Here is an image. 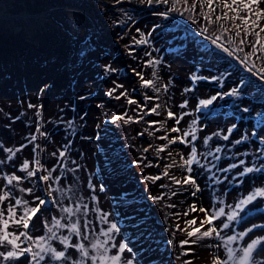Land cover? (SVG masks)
Here are the masks:
<instances>
[{
  "label": "rangeland",
  "instance_id": "374dc122",
  "mask_svg": "<svg viewBox=\"0 0 264 264\" xmlns=\"http://www.w3.org/2000/svg\"><path fill=\"white\" fill-rule=\"evenodd\" d=\"M168 7L169 5L163 4L137 7L135 17L126 24H121L119 27L107 25L104 28L99 27L87 13L77 10V27L73 26L71 31L75 32V39L79 40V43L74 47L82 46L80 42L89 39L92 48L84 53L80 64L76 66H66L64 57L60 53L49 59L48 56L52 51L47 48L45 42H39L35 46L28 45L21 53V62L12 63L11 55L3 50L5 43H2L0 47V189L10 191L12 197L10 201L0 205V209L9 203H14L15 199L28 200L29 205H32L34 196L47 194L49 184L54 191L48 199L56 201L46 205L42 215L38 214V217L33 218L28 230L31 236L47 237L50 234L44 224L45 222L50 224L53 216L59 218L63 215L60 206L82 203L89 207L87 219L91 222L90 227L94 229V232L90 233L89 241L105 239L100 234V230H106L109 225L103 223L100 217L108 213V221L117 223L120 229L115 234L114 242L123 241L127 244L130 251H126L124 259L131 258L134 264H154L156 260L162 263V258L157 257L158 249L150 247L149 242L145 241V233L149 231L152 234L150 236L156 238V245L165 252L163 256L170 260L162 264H185L186 261H190L191 264H211L212 256H225L223 241L215 237L198 241L194 245L181 246V240L189 239L187 231L192 227L184 222L196 218L199 225V221L204 217V213L198 211L189 212L188 216H184L183 213L192 204L197 208L203 206L212 211L223 207L227 213L230 210L227 205L234 207L255 188H264V180L257 174H246L239 178L237 173L242 171L241 166L235 169L229 168L230 164L239 165V160H243L241 157L243 147L234 143L241 133V122L236 123L237 128L229 134V140L225 141L223 135L228 134L227 129L232 122L227 117H212L211 105L202 111L195 109L200 99L211 98L217 93V89L225 92L230 82L234 85L238 71L235 66L247 69L240 61L245 54L251 52L250 42L255 38H249V42L242 47L239 38H233L230 31L221 29L218 24L202 22L197 16L187 13L180 15V11L184 8L182 3H178V11L169 13L168 17L158 15ZM261 7L264 8V4ZM240 14L245 15L243 12ZM0 15L6 16L4 13ZM193 19L196 23L192 22ZM261 24L263 25L264 21ZM88 26L91 27V32ZM205 27L209 31L204 35L210 36L209 40H205L200 34V30ZM137 29L145 34L149 42L144 49H136V60L128 61V58H121L115 51L118 43L125 41L133 31L137 33ZM149 33L151 35H148ZM137 35L140 37V33ZM217 36L225 47L230 49L242 47L243 51L237 50L233 56H228L211 44V38ZM230 38L233 40L232 44L227 43ZM65 45L63 43L60 47ZM39 47L46 49L40 50ZM31 55L37 61L27 63L26 58ZM258 56L264 57V53L257 52L247 61L249 67L255 64L253 72L264 68V59H258ZM149 60L160 61L155 66V70L159 77L156 87H160L161 91L153 94V96L159 95V100L144 99L145 95L151 94L141 88V80L133 72V69L142 71L144 78L149 79L147 76L150 74L152 76L153 72L152 66H145ZM105 64H110L116 71L105 76L102 68ZM193 74L197 77L214 76L218 80L198 79L193 83L190 79ZM113 81L123 85V88L117 89L114 95L126 90L127 98L137 101L143 112L137 104L129 105L125 97L116 100L108 96L110 100H105L107 91L114 87ZM44 82H48L51 87L40 93L39 88ZM163 85L168 86L167 91L163 90ZM133 88H137L138 92H133ZM186 88L192 91L185 92ZM80 96L86 98L81 100ZM185 99L188 100V106L180 109L179 104ZM218 100L224 99L218 98L215 101ZM29 103L43 106L39 117L36 115L37 108H29ZM156 103L162 105L158 109L160 114L144 115V112ZM164 105H167V110L177 114L189 113L179 125H175L183 130H190L191 121H197L195 125L197 140L187 147L179 143L169 145L164 152L157 153L156 148L167 143V140H160L157 137L164 136L175 124L174 120L166 119L167 110ZM239 105L250 109L254 107L252 101L244 97L238 102L237 106ZM107 109L112 110V119L114 114L118 116L125 112L134 120L138 119V113L143 115V119L138 123L130 122L127 125L122 120L112 123L109 117H105V114L111 113V111L105 113ZM38 120L40 130L46 132L47 137L40 136L36 132ZM150 121H166V124L164 127L157 124L150 128ZM111 125L117 127L115 143L118 158L103 148L105 146V142L103 143L105 139L101 138V134H104L103 128L106 129ZM156 128H160V131H156ZM149 132L152 135H149ZM216 132L220 135H213ZM33 134L37 136V140L30 143ZM167 134L169 138L178 135L171 132ZM209 136L212 139L206 145L204 138ZM186 140L190 141L191 136ZM69 141L71 146L66 150V156L61 161L59 150H64L63 145ZM21 145L24 147L8 160L7 157L11 153L5 152L4 149L10 148L15 151ZM35 145H39L43 151L34 152ZM192 147L197 149L199 161L191 166L201 188L196 196L191 195L193 190L191 186H178L170 179L171 176L182 179L188 174L185 169L179 167L183 163L180 157L183 155L186 158ZM144 149L148 151L145 152ZM53 153H56V156H53ZM35 159H39L44 168H54L53 176H59L60 180L45 183L38 181L35 176L27 178L26 172L19 171L24 160L29 161L30 169L35 168ZM138 160H142L139 165L135 163ZM173 160L176 162L175 166L167 169L169 176H164L165 166L172 164ZM245 162L247 163V160ZM12 174L20 175L25 179L19 184L14 182L12 186H8L4 177ZM39 175H47V172L41 170L37 173V176ZM157 175L161 176L158 181L145 179L146 176ZM89 180L95 186L94 192L88 188ZM101 186L103 192L99 190ZM20 188H32L33 192L31 194L21 192ZM177 191L180 193L173 196L172 192ZM92 195L97 197V201L91 199ZM154 196L163 198L154 202L152 199ZM177 196L181 199L175 202ZM220 200L224 203H219ZM169 204L175 207H168ZM17 211L22 213L23 208L18 207ZM176 213L181 215L177 216ZM240 214L242 217L240 221L232 222L230 229L221 230L224 239L230 235H238L253 223L264 224V197H257L244 206V211ZM77 218L82 225L85 217L82 213L72 217L74 220ZM66 222L62 220V223ZM221 222H227L226 215L214 221L213 226H218ZM177 224L185 231L177 230ZM8 231L18 233L23 231V228L10 224ZM54 231H57V235L68 234L66 230L54 229ZM260 236H264V229L257 228L244 239L238 237L230 246L239 253V250L251 239ZM21 241H23L21 247L36 243L35 240L27 241L24 237H21ZM89 241H84L85 245H88ZM48 243L62 250L57 240ZM211 245L219 247H210ZM189 249L191 251H188ZM6 250H10V246L0 247V251ZM69 253L78 256L71 249ZM114 253L115 249H112L110 254ZM254 258L260 264H264V253H257ZM5 264H28V259L21 257L18 262L9 261Z\"/></svg>",
  "mask_w": 264,
  "mask_h": 264
},
{
  "label": "snow or ice",
  "instance_id": "6c2138e0",
  "mask_svg": "<svg viewBox=\"0 0 264 264\" xmlns=\"http://www.w3.org/2000/svg\"><path fill=\"white\" fill-rule=\"evenodd\" d=\"M122 0H116V3H121ZM142 3H146L147 5H169L166 11L158 13V15L163 17H168L169 13H174L178 11L177 4L183 3L184 8L183 11H180V15L184 14H191L193 11L196 10L198 4L201 9L205 7V5L208 8V12L200 11L197 13L198 16H202L205 21H207L209 24L213 23H219L221 25V28L225 31H232L235 30V37H241V34L243 33V37L239 40L240 45H244L248 41L249 34H252L255 37V40L250 42L251 44V52L245 54L243 60L240 62L244 64L245 68L249 72L252 73L254 76H259L261 80H264V68H261L258 70V72H253L252 69L255 68V64L253 63L250 67L247 64V61L252 55H255L257 52L264 53V37L261 36V33H264V27H260V23L264 21V8H260L259 5L264 4V0H192V3L189 5L188 0H141ZM214 4H219L223 9L226 11L223 12L222 15H216L215 19L213 20L211 17V13L215 11L213 8ZM243 12L245 15H241L240 13ZM229 13H232L231 16H229ZM224 20H230L232 22V28L226 29L223 25ZM239 20L240 23L237 24L235 21ZM193 23H196V20L193 19ZM258 29V30H257ZM139 32L140 30L137 29ZM208 28H202L200 30V34L204 37L205 40H209L210 36L204 35V33L208 32ZM148 35H151L149 33ZM149 41L144 33H140V38L137 39L133 37L132 43L134 45H144L147 44ZM228 44H232L233 40L230 38L227 40ZM211 44L215 46L216 49H219L220 51L226 53L228 56H233L234 52L239 50L243 51V48L239 49H230L229 47H225L224 43L220 41V37L217 36L215 38H211ZM128 48V54L130 56H133L135 52V48L130 44L126 45ZM148 55V53H146ZM133 58H135L133 56ZM258 59H264V57H257ZM160 63L159 60H149L146 62L145 66H152L153 72L152 77L153 79H145L143 76L142 71H136L133 69V72L135 75H137L141 80V87L145 89L151 88L155 93H160L161 88L156 87V81L159 79L158 74L155 70V66ZM98 67H101L98 65ZM104 75L107 76L113 72L116 71V69L112 68L110 64H105L102 66ZM190 79L193 83H195L198 79H208L211 81H217V77H197L195 74L190 76ZM170 83V81H169ZM244 81H240V85H243ZM114 87L110 88L106 95L114 98L116 100L121 99V97L127 98L128 94L127 91H122L118 95H114L117 92V89L123 88L122 84L117 83L116 81H113ZM240 85L232 87L227 92H221L218 91L215 95H213L209 99H200L197 105L196 111H202L204 109H208L210 105L213 104L215 100L218 98H223L225 96L227 97H240L242 95L243 89L240 87ZM51 85L48 82H44L43 86L39 88V92L43 93L47 89H49ZM167 85H163V90L167 91ZM185 92H190L192 89L186 88L184 90ZM86 96H80L79 99L83 100ZM145 100H159V95L156 96H148L145 95ZM127 103L129 105L131 104H137V107L140 108L141 112H143V108L138 104L137 101L127 98ZM188 106V100L185 99L182 103L179 104L180 109H185ZM29 108L36 107L37 117L40 116V109L43 107L42 105L35 106L29 103ZM100 107V105H98ZM162 105L159 103H156L151 108L148 109L147 112H144V115H150V114H156L159 115L158 109L161 108ZM164 107L167 110V105H164ZM240 111L244 113L251 112V109L248 107H241L239 109ZM189 113L182 112L180 114L175 113L172 110H167V120H174L175 124L170 129L167 130V132L171 133H178V135L169 138L168 134L164 136L157 137V139L160 140H167V143L163 146L157 147L156 152L161 153L164 152L169 145H173L176 143L185 145L187 147L191 142L197 140V136L195 135L197 129L195 127L197 121L192 120L191 124L189 125L190 130H183L175 125H179L182 121V119L187 116ZM258 116H264V114L257 113ZM143 119V115H139L138 113V119H135L132 116L127 115V112L122 113L118 116H114L112 119V122H115L116 120H122L124 124H128L130 122L138 123L139 120ZM159 124L160 127H164L166 124V121H150L149 127H154L155 125ZM69 126H71V121H69ZM237 128V125L233 123L228 129L227 133L223 135V140L227 141L229 140V134H232L235 129ZM156 131H160V128H156ZM36 132L39 133L40 136L47 137L46 132H42L40 130L39 126V120L37 121V128ZM182 133V134H180ZM142 135V133H141ZM149 135H152L151 132H149ZM213 135L218 136L220 135L219 132L213 133ZM191 136V140H186L187 137ZM212 137H205L204 138V144H208L209 140H211ZM247 139V136H241L240 139H237L234 141L235 144H240L243 142V140ZM37 140V136L35 134L31 135L30 143ZM71 146V141L63 145L64 150H59V159L62 161L63 158L66 156V150H68ZM24 145H21L20 148L13 149L5 148L4 151L7 153H11L7 157L8 160H11L13 156L16 155L17 152H19ZM37 150L43 151L42 148H40L39 145H35L33 148V151L36 152ZM145 152L148 151V149H144ZM219 151V149H217ZM259 151V149H258ZM179 154V153H178ZM82 155V153H81ZM171 155V153H169ZM53 156H56V153H53ZM181 160L183 161L182 164L179 165L180 168H183L188 173L187 175H184L182 179H178L175 176H171L170 179L173 181L175 185L178 186H184L188 185L192 187L191 195L196 196L198 192L201 191L200 186L198 185L195 175L193 172V168L191 167L193 163H199L197 158V149L195 147H192L190 150V153L185 158L183 155H181ZM75 163V161H73ZM136 164H141L142 160H138L135 162ZM175 160H173L172 164L165 166V171L163 173L164 176H169V173L167 169L175 166ZM245 162L243 160L239 161V165L236 163L230 164V169H235L238 166H243ZM35 168L30 169V164L28 160H24L22 163L19 171L26 172L27 178L36 177L38 181H42L45 183H48L49 181H52L53 183L60 180L59 176L54 177L53 172L55 169H47L44 168V165L40 163L39 159H35ZM63 167V164H62ZM45 171L47 172V175H39L37 176V173L39 171ZM228 170V169H225ZM75 171V169H73ZM254 171L260 172L264 171V165L261 167H244L243 171L238 172L237 175L244 176L248 173H252ZM4 179L7 182L8 186H12L15 182L16 184L21 183L25 177H22L20 175L12 174V175H6ZM146 180L155 182L161 179V176H146ZM163 187V185H161ZM88 188L91 189L93 192L95 191V186L91 183L89 180L88 182ZM101 192L104 191L103 187L101 186L99 189ZM21 192H26L28 194H31L33 192L32 188H20ZM54 189L52 188L51 184H49L48 192L46 195H36L33 197V203L32 205H29L28 200H22V199H15L14 203L7 204L3 209H0V247H7L10 246V250L6 251H0V264H5V262L9 261H16L18 262L21 257H24L28 259V264H134L133 259L128 258L124 259V254L126 251H130L127 244L123 241L119 243H115V234L120 231L117 223L109 222L107 217L108 213H104L103 216L100 217V220L103 223H107L109 226L108 228L101 229L100 234L105 237L104 240L96 239L94 242L89 241V236L91 232H94V229L90 227L91 222L87 219V214L89 211V207L87 204L78 203L74 206H60V211L63 214L61 217L57 218L55 216L52 217L50 224L48 222H45L44 227L46 228L47 232L50 234L47 237L40 236V237H33L29 234V228L33 221L34 217H38L39 215H42L43 211L45 210V206L49 203H56L55 200L50 201L48 197L52 195V192ZM62 191V190H61ZM172 195H176L175 192H172ZM12 197V193L10 191H5L3 189H0V205L4 204L5 201H10ZM257 197H264V188H255L254 191L250 192L246 197L243 199H240L238 203L235 204L233 207L232 205H227V207L230 209L227 213H225V209L223 207H218L215 211H212L211 209H206L205 207L201 206L197 208L195 204H192L189 206V209L183 213L184 216H188L189 212H200L204 213V217L199 221V225H197L196 218H191L186 220L184 223L188 226H192L191 230L187 231V237L189 239H184L180 241L181 246L187 245V244H196L198 241L204 240L206 238H217L221 239L223 241V247L226 249L225 256L221 257L219 255H214L211 258V264H260L259 261H257L254 256L257 253H264V236L256 237L250 240L246 244L245 247L241 248L239 250V253L236 249L232 248L230 245L233 241L239 239H244L245 236L252 233L255 229L261 228L264 229V224H251L250 227H247L244 231H241L238 233V235H230L226 239H224L221 235L222 229H230L232 222H237L242 219L241 212L244 211V206L248 205L250 202L256 200ZM162 196H154L152 197L154 202H158L162 199ZM91 199L93 201H97V197L95 195L91 196ZM219 203H224L223 200H220ZM18 207H22L23 211L22 213H18L17 209ZM168 207H175L173 204H169ZM83 210V211H82ZM92 211H98V209H92ZM78 213H82V215L85 217L83 224L81 225L80 220L72 219V217L77 216ZM175 215L180 216V213H176ZM227 217V222H221L218 226H213V222L217 221L220 217L225 216ZM5 216H7V219H5ZM63 221H67L66 223H62ZM10 224L15 225L16 227H22L23 231H20L18 233H13L8 231ZM207 226V227H205ZM177 230L179 231H185V229H180L179 225H176ZM56 230H66L67 235L60 234L57 235ZM201 229H204L203 231ZM21 237H24L27 241H33L35 240L36 243L30 244L28 246L21 247ZM75 237V240L73 238ZM194 238V239H192ZM51 240H57L59 242V246H62V250H60L58 247L53 246L51 243H48V241ZM20 241V243H18ZM84 241H89L88 245H85ZM111 245V247H109ZM210 247H219L217 245H211ZM73 250L74 253H77L78 256L70 254L69 250ZM112 249H115L114 254H110L112 252ZM188 251H191L189 249ZM187 254V252L185 253ZM185 264H191L190 261H186Z\"/></svg>",
  "mask_w": 264,
  "mask_h": 264
},
{
  "label": "trees",
  "instance_id": "16d2710c",
  "mask_svg": "<svg viewBox=\"0 0 264 264\" xmlns=\"http://www.w3.org/2000/svg\"><path fill=\"white\" fill-rule=\"evenodd\" d=\"M188 3L190 5L192 0H188ZM144 6L151 7L152 5L142 3L141 0H122L121 3H116V0H0V14H6V16L0 15V47L2 43H5V46L2 48L11 55V62L19 63L21 62V53L28 45L35 46L38 45L39 42H45L47 48L52 51L48 56L49 59H52L55 54L60 53L64 57L66 66H76L80 64L84 53L92 48L89 39H83L80 42L83 44L82 46L77 48L74 47L75 44L79 43V40L75 39V32L71 31L73 26L77 27V10L87 13L99 27L104 28L107 25H115L119 27L121 24H126L130 19L132 20L135 17L134 14L136 13L137 7ZM261 6L260 8H262ZM213 8L215 11L210 14L213 20L216 15H222L223 12L226 11L219 4H214ZM200 11L207 13V6L205 5V7L201 9L198 4L196 10L190 15H195L198 19H201L202 22H207L202 16L197 15ZM231 15L232 13H229V16ZM222 23L226 29L232 28V22L230 20H224ZM235 23L239 24L240 21L237 20ZM213 24H218L221 28L219 23ZM88 27L89 32H91V27ZM260 27H264V24L262 25L260 23ZM138 33H141V31L137 33L133 31L127 36L125 41L118 43L115 53L121 58H128V61L136 60V49H144L145 45L148 44L137 46L132 43L133 37L137 39L140 38L137 35ZM230 33H232L233 38H238L235 37L234 29L230 31ZM261 36L264 37V33H261ZM242 37L243 33L239 39ZM249 38L253 39L255 37L252 34H249L248 39ZM62 42L66 45L60 47V45L63 44ZM130 44L135 48L133 54L135 58L128 54V48L126 45ZM242 47L245 46L242 45ZM39 48L40 50L46 49ZM26 60L27 63L37 61L34 59L33 55L26 58ZM235 67L238 70L236 72V81L234 82V85L230 82L225 92L229 91L234 86L240 85V81L243 80L244 84L240 85L243 89L242 95L240 97L225 96L222 101H214V104L211 105L212 110L210 111L212 114L210 115H212V117H227L232 122L231 124H236L238 121L241 122V133L237 137L240 139L241 136H247V139L239 144L243 147L241 157L244 162L247 160V163L245 162V164L241 166L243 171L244 167H261L264 165V116L257 115V113L264 114V80H261L258 75H252L247 69H242L240 66ZM150 75L147 77L153 79ZM139 84L137 85L139 86ZM133 90L135 93L138 92L137 88H133ZM145 91L149 92L151 94L150 96L155 94L151 88L146 89ZM218 91L219 90L217 89L216 92ZM242 97L245 99L248 98L252 101L254 107L251 106L253 107L251 108V112L244 113L239 110L243 106L239 105V107L237 104ZM105 100L109 101L110 99L106 96ZM105 111V113L111 111L110 114H105V117H109L112 120V110L107 109ZM103 130L104 134H101V138L102 140L105 139L103 141V143L105 142V146H103L104 150L111 152L112 156L117 157L119 155L115 143L117 127L111 125L106 129L103 128ZM250 174H257L264 180V171L248 173V175ZM179 193L180 192L177 191L176 195ZM179 199H181V197L177 196L175 202ZM150 235H152L150 231L145 233V241L147 243L149 242L148 245L150 247H156V249H158L157 251L159 254H157V257L162 258V263H164V261L169 262L170 260L163 256V253L165 252L162 248L156 245V238ZM157 261L158 260H156L154 264H162Z\"/></svg>",
  "mask_w": 264,
  "mask_h": 264
}]
</instances>
